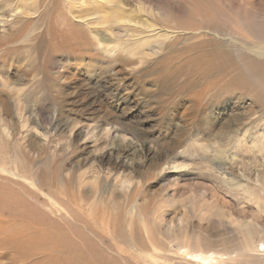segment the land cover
Returning a JSON list of instances; mask_svg holds the SVG:
<instances>
[{
	"label": "rangeland",
	"instance_id": "374dc122",
	"mask_svg": "<svg viewBox=\"0 0 264 264\" xmlns=\"http://www.w3.org/2000/svg\"><path fill=\"white\" fill-rule=\"evenodd\" d=\"M31 1L0 0V264H264V0L84 1L158 48Z\"/></svg>",
	"mask_w": 264,
	"mask_h": 264
},
{
	"label": "bare ground",
	"instance_id": "6f19581e",
	"mask_svg": "<svg viewBox=\"0 0 264 264\" xmlns=\"http://www.w3.org/2000/svg\"><path fill=\"white\" fill-rule=\"evenodd\" d=\"M85 0H64L63 2H65V8L66 12H68V14H70V17H72L73 19H77L76 21H80L82 22V24L87 25H91V16L96 18H93V20L95 21V24L98 25H103V26H108L110 34L113 35L116 40H119L120 36H131L132 40L135 44H139L141 45L143 42H147V41H153L154 42V47L158 48L157 45L158 41L157 39L160 37L159 32H154V30L152 29L153 25H150L146 22L142 21H135V20H131L126 14L123 13L122 9L120 7H118L117 4H115V6L117 7L116 9H114L113 11H111L110 15L106 16L105 18L101 16V10L100 8L96 7V9L91 8L90 4H84ZM5 4V3H4ZM45 4V0H37L36 2H33V0L31 2H27V5L25 7L26 9V13L27 12H34L35 14L38 13L39 8ZM3 6H7V5H1L0 8H3ZM9 6V5H8ZM120 6V5H119ZM39 7V8H38ZM10 8V7H9ZM4 10H2V12H5V8H3ZM145 9V8H144ZM19 10L18 6H12V8L8 9V11L11 13L10 15H13V12H17ZM24 11V10H23ZM39 16L42 17L43 15V11L39 12ZM38 15V14H37ZM2 18L0 19L1 22H6L7 21V15H3L1 16ZM38 18V17H37ZM74 20V21H75ZM75 21V22H76ZM29 22V21H28ZM79 26L77 24H71L70 26V31L74 34H76L79 31ZM67 28V27H66ZM65 28V29H66ZM43 29V28H42ZM68 31V30H67ZM147 32L149 33L148 35H142V33ZM130 34V35H129ZM170 34L169 32H164L162 33L164 38H169ZM142 35V38L138 39L137 37H140ZM135 37V38H134ZM72 42V41H71ZM128 42V41H127ZM126 42V43H127ZM73 45L70 47L69 53L73 54L74 56H79L81 57V55L85 54V50L80 49L77 50L79 48V44H75L72 43ZM79 45V46H78ZM101 48H103L104 54L112 56L114 55L117 51L122 50L125 48V46L127 45H120V44H106L102 45L100 44ZM99 46V47H100ZM256 45H254L253 47H249V51L253 54L251 59H243V67L244 70L246 71V75L248 77H253L256 76L255 74H259L264 78V49H256L255 48ZM202 50V49H201ZM200 51V50H199ZM214 51V49H213ZM211 51V52H213ZM87 52V51H86ZM153 52H156V50H154ZM205 52V51H204ZM81 54V55H79ZM210 54V53H209ZM216 54V53H215ZM203 58H207L208 56H206L205 53L202 54ZM214 55V54H213ZM191 57V56H190ZM214 57V56H213ZM212 57V58H213ZM216 57H219L218 55H216ZM216 57H214L215 62H216ZM196 58V57H195ZM198 58V57H197ZM202 58V57H201ZM206 60V59H205ZM208 60V59H207ZM225 62L227 61V58L225 59ZM224 60L222 59V62H224ZM202 61L204 62V60L202 59ZM211 61V59H210ZM207 62V61H205ZM209 62V61H208ZM218 62V60H217ZM221 62V63H222ZM197 63V62H196ZM198 64V63H197ZM200 64V63H199ZM215 64V63H214ZM213 65V64H212ZM219 65V64H218ZM207 67V65H205ZM211 66V65H210ZM223 66V65H221ZM203 67V66H202ZM220 67V65H219ZM213 69H215L213 66L211 67ZM222 68V67H220ZM224 69V68H222ZM216 70V69H215ZM203 71V70H202ZM221 71V70H220ZM201 73V72H200ZM205 73V72H203ZM243 78L241 76H237L235 78H233L231 80L232 84H238L239 81H241ZM238 81V82H237ZM230 82V81H229ZM164 83V82H162ZM234 86V85H233ZM236 86V85H235ZM240 86V85H239ZM243 87V86H242ZM15 211V210H14ZM6 214V213H5ZM19 214V213H18ZM2 217V215H1ZM4 217H2L3 220ZM5 219V218H4ZM22 222V221H21ZM13 226V225H12ZM36 231L33 232L32 230H29L27 233H23L22 231H19L17 234H15L14 236H18V235H35ZM10 236V235H9ZM12 236V235H11ZM29 237H33V236H28L25 239L23 238V242L27 241L29 239ZM35 237V236H34ZM9 238V237H8ZM14 238V237H13ZM11 239V238H10ZM17 239V238H16ZM9 241V240H8ZM18 242V241H17ZM11 244V242H10ZM19 244V243H18ZM28 244V243H27ZM14 242H13V246H14ZM20 245V244H19ZM18 245V246H19ZM25 245V243L23 244ZM17 246V245H16ZM26 246V245H25ZM8 247V246H7ZM21 247V246H20ZM28 247V246H27ZM3 250V249H2Z\"/></svg>",
	"mask_w": 264,
	"mask_h": 264
}]
</instances>
